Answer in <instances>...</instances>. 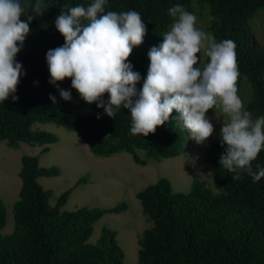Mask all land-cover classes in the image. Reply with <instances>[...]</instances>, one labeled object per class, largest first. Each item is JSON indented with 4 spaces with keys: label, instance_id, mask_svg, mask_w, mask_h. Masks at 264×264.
Returning a JSON list of instances; mask_svg holds the SVG:
<instances>
[{
    "label": "trees",
    "instance_id": "obj_1",
    "mask_svg": "<svg viewBox=\"0 0 264 264\" xmlns=\"http://www.w3.org/2000/svg\"><path fill=\"white\" fill-rule=\"evenodd\" d=\"M44 2L47 11L32 19L31 32L16 56L26 73L14 94L18 99L10 96L0 102V144L18 149L25 143L49 152L59 138L51 132L33 130L41 123L77 134L97 157L126 153L141 164L143 160L162 162L181 156L189 138L175 110L155 133L134 136L130 134L129 110L121 108L112 118L96 103L85 102L71 87L70 79L50 83L46 54L65 43L55 27L57 16L62 9L67 11L65 6L87 7L93 0ZM175 5L183 6L197 20L200 16L206 19L203 27L217 42L234 41L238 85L248 83L253 91L246 110L252 116H264V49L258 46L254 31L258 19L264 27V0H107L105 13L135 10L146 26L143 43L133 48L128 59L133 71L141 75L138 91L147 77L148 52L162 43V35L174 19L169 9ZM59 89L70 91L71 100H64ZM108 99L105 94L104 102ZM225 151L222 138L211 144L214 188L195 179L189 192H175L169 179L160 178L137 194L152 224L138 240L139 264H264V178L253 182L246 172H240L241 178L233 180L236 173L220 164ZM257 165L264 168V150L252 162L254 170ZM19 176L22 187L13 206L11 235L3 234L8 213L0 199V264H125L116 230L106 226L97 243L89 241L95 224L106 214L126 212L127 203L110 209L62 211L73 190L63 193L52 205L53 192L45 190L38 180L59 177L60 170L42 167L40 156H23ZM87 182V178L80 180V184Z\"/></svg>",
    "mask_w": 264,
    "mask_h": 264
},
{
    "label": "clouds",
    "instance_id": "obj_2",
    "mask_svg": "<svg viewBox=\"0 0 264 264\" xmlns=\"http://www.w3.org/2000/svg\"><path fill=\"white\" fill-rule=\"evenodd\" d=\"M106 3L93 0L87 7L65 6L67 11L62 9L57 16L55 27L65 43L46 54L50 83L70 79L85 102L96 103L112 118L121 108L129 110L130 134L134 136L155 133L175 110L192 139L203 143L214 132L207 113L218 108L224 118L222 146L226 145L221 167L236 173L233 180L241 178L240 172H246L253 182L264 178V168L252 167L264 150V116L253 119L238 94L240 73L234 41L217 42L196 27L194 14L181 5L171 7L173 23L163 33L162 43L148 52L147 77L138 91L141 75L133 71L128 59L133 48L143 43L146 26L135 10L105 13ZM47 8L44 0H0V102L10 96L18 99L14 94L26 73L16 56L31 32L30 22ZM200 53L210 58L202 68L198 66ZM59 91L64 100H71L70 91ZM105 94L109 95L106 103ZM51 99L55 102V97ZM209 170L210 184L207 179H197L214 188Z\"/></svg>",
    "mask_w": 264,
    "mask_h": 264
},
{
    "label": "rangeland",
    "instance_id": "obj_3",
    "mask_svg": "<svg viewBox=\"0 0 264 264\" xmlns=\"http://www.w3.org/2000/svg\"><path fill=\"white\" fill-rule=\"evenodd\" d=\"M196 27L211 35L203 27L206 19L200 16ZM258 46L264 49V27L258 19L254 25ZM200 56L199 67L206 64V56ZM238 86V94L247 109L250 103L249 95L253 92L248 83ZM208 118L214 125L213 134L203 143L192 139L187 130L189 145L185 146L181 156L165 159L162 162L145 161L137 164L132 156L126 153L102 158L94 155L87 144L77 134L59 128L52 124L36 123L33 130L47 131L58 136L59 142L50 146V151L43 153L42 148H33L22 143L18 149L10 148L5 142L0 144V199L7 208V225L4 235H11L14 231L13 206L19 199L22 181L19 173L22 169L23 156H40V165L60 170L59 177H41L38 181L45 190L53 192L51 199L55 205L57 199L65 192L73 190L67 204L62 211H77L81 208L110 209L122 202L128 204V210L122 214L109 213L102 217L94 226L90 243H97L104 227L117 231V239L125 253V264L138 263V240L152 224L148 222L143 212L137 194L155 184L160 178L171 181L175 192L187 193L197 177L210 184V176H206L211 169V144L221 137L223 114L218 108L210 109ZM253 119L257 116H252ZM183 126L182 122L179 121ZM87 178L88 182L80 184V180ZM214 184V183H213Z\"/></svg>",
    "mask_w": 264,
    "mask_h": 264
}]
</instances>
